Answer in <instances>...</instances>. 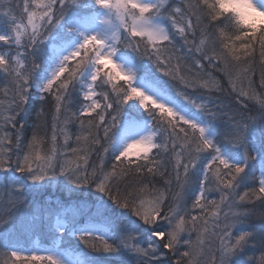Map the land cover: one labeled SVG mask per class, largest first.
I'll list each match as a JSON object with an SVG mask.
<instances>
[{
	"label": "snow or ice",
	"instance_id": "6c2138e0",
	"mask_svg": "<svg viewBox=\"0 0 264 264\" xmlns=\"http://www.w3.org/2000/svg\"><path fill=\"white\" fill-rule=\"evenodd\" d=\"M0 264H264V0H0Z\"/></svg>",
	"mask_w": 264,
	"mask_h": 264
},
{
	"label": "trees",
	"instance_id": "16d2710c",
	"mask_svg": "<svg viewBox=\"0 0 264 264\" xmlns=\"http://www.w3.org/2000/svg\"><path fill=\"white\" fill-rule=\"evenodd\" d=\"M53 191H54L53 196L61 195V193H59L58 191H55V190ZM31 235L34 236L33 241L44 242V241L50 240V237L46 232H35V233H32ZM63 246L65 248H70L73 251H80V250L87 251L86 249H84V246L82 244H79L75 240L66 241Z\"/></svg>",
	"mask_w": 264,
	"mask_h": 264
},
{
	"label": "rangeland",
	"instance_id": "374dc122",
	"mask_svg": "<svg viewBox=\"0 0 264 264\" xmlns=\"http://www.w3.org/2000/svg\"><path fill=\"white\" fill-rule=\"evenodd\" d=\"M54 193V191L52 190V194ZM34 236L29 235L23 238V243L25 244L26 247L31 246V244L36 243L39 244L42 247H46L49 246L51 244V239L44 241V242H39V241H33Z\"/></svg>",
	"mask_w": 264,
	"mask_h": 264
}]
</instances>
